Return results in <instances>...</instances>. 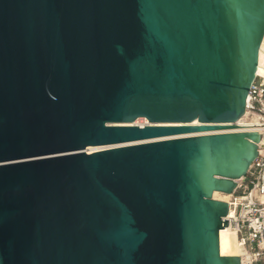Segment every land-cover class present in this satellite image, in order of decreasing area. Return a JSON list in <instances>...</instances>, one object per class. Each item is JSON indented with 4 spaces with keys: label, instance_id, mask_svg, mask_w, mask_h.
Returning a JSON list of instances; mask_svg holds the SVG:
<instances>
[{
    "label": "water",
    "instance_id": "obj_1",
    "mask_svg": "<svg viewBox=\"0 0 264 264\" xmlns=\"http://www.w3.org/2000/svg\"><path fill=\"white\" fill-rule=\"evenodd\" d=\"M263 37L264 0H0V264H241Z\"/></svg>",
    "mask_w": 264,
    "mask_h": 264
},
{
    "label": "built area",
    "instance_id": "obj_2",
    "mask_svg": "<svg viewBox=\"0 0 264 264\" xmlns=\"http://www.w3.org/2000/svg\"><path fill=\"white\" fill-rule=\"evenodd\" d=\"M250 90L244 115L235 123L226 124L241 128L221 131L261 132L259 155L247 174L236 181V188L227 203L231 212L227 219L239 246L250 255L248 264H264V78L256 75Z\"/></svg>",
    "mask_w": 264,
    "mask_h": 264
},
{
    "label": "bare ground",
    "instance_id": "obj_3",
    "mask_svg": "<svg viewBox=\"0 0 264 264\" xmlns=\"http://www.w3.org/2000/svg\"><path fill=\"white\" fill-rule=\"evenodd\" d=\"M259 51L264 54V37L261 42V46ZM264 78V72L261 75H258ZM139 121H142L143 123H140ZM140 124H139V123ZM134 125L142 126L148 124V122L145 119H138L136 122L133 123ZM193 124H197L195 121ZM260 146V143H259ZM261 148V147H260ZM99 147H89L86 149L88 153H91L93 151L99 150ZM260 153L262 154V150H260ZM231 194H223L219 192H215L213 194V198L217 200L224 201L226 203L229 202ZM231 215V212H228L227 218ZM225 230L229 231H220L219 232V249L221 255L224 256H238L241 259L242 264H248L250 261V255L247 252H244L243 249L239 246L235 232L231 229L230 226L224 227Z\"/></svg>",
    "mask_w": 264,
    "mask_h": 264
},
{
    "label": "rangeland",
    "instance_id": "obj_4",
    "mask_svg": "<svg viewBox=\"0 0 264 264\" xmlns=\"http://www.w3.org/2000/svg\"><path fill=\"white\" fill-rule=\"evenodd\" d=\"M135 122H136V121H135ZM139 122H140V123H143L142 121H139ZM139 122H138V123H139ZM140 123H139V124H140ZM136 125H137V124H136ZM142 126H144V125H142Z\"/></svg>",
    "mask_w": 264,
    "mask_h": 264
}]
</instances>
